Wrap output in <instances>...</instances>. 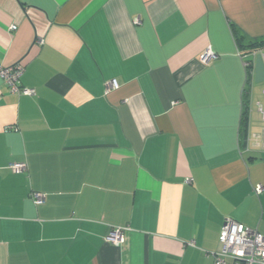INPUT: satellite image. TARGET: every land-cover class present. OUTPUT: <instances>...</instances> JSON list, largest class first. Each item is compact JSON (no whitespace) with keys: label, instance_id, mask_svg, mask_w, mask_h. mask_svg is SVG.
<instances>
[{"label":"crops","instance_id":"1","mask_svg":"<svg viewBox=\"0 0 264 264\" xmlns=\"http://www.w3.org/2000/svg\"><path fill=\"white\" fill-rule=\"evenodd\" d=\"M238 38L264 39V0H0V65L36 89L0 76V264H214L227 217L264 235Z\"/></svg>","mask_w":264,"mask_h":264},{"label":"built area","instance_id":"2","mask_svg":"<svg viewBox=\"0 0 264 264\" xmlns=\"http://www.w3.org/2000/svg\"><path fill=\"white\" fill-rule=\"evenodd\" d=\"M16 28V25L10 27L11 30H16ZM258 55H261L264 61V48L248 52L239 51L247 77L253 75ZM215 58H217V54L211 48H207L201 55V61L204 64ZM24 71L25 66L22 62H17L12 66L0 65V76L8 84L13 93L35 95L36 89L20 86V79ZM118 87L119 85L116 80L107 82L108 91L117 89ZM259 111L264 120V108L260 103ZM260 139L261 145L264 148V128ZM10 167L16 173L25 172L28 169L26 162L12 163ZM255 192L258 195L264 192V185H256ZM31 196L37 205L44 202L45 197L41 193L33 192ZM127 230H129V227H111L106 236V241L116 247H120L125 241V232ZM219 242L221 245L220 249L213 253L214 264H264V235L257 228H252L233 218L227 217L219 234Z\"/></svg>","mask_w":264,"mask_h":264},{"label":"trees","instance_id":"3","mask_svg":"<svg viewBox=\"0 0 264 264\" xmlns=\"http://www.w3.org/2000/svg\"><path fill=\"white\" fill-rule=\"evenodd\" d=\"M237 40L239 41L240 46L243 47L244 49H246V52L253 51L255 49L264 48V39H261V40L255 39V40L250 41L247 44H243L242 41H241V38H238ZM245 105H246V102H245ZM246 115H247V110H244L243 111V123H244V121L246 119Z\"/></svg>","mask_w":264,"mask_h":264},{"label":"water","instance_id":"4","mask_svg":"<svg viewBox=\"0 0 264 264\" xmlns=\"http://www.w3.org/2000/svg\"><path fill=\"white\" fill-rule=\"evenodd\" d=\"M254 80L255 83L264 82V61L261 55H258L256 59L254 69Z\"/></svg>","mask_w":264,"mask_h":264}]
</instances>
